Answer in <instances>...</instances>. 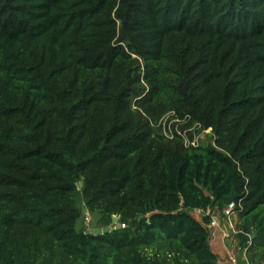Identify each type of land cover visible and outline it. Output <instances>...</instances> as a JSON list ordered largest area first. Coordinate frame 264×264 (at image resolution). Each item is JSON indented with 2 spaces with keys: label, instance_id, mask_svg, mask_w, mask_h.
<instances>
[{
  "label": "trees",
  "instance_id": "trees-1",
  "mask_svg": "<svg viewBox=\"0 0 264 264\" xmlns=\"http://www.w3.org/2000/svg\"><path fill=\"white\" fill-rule=\"evenodd\" d=\"M230 201L263 264L264 0H0V264H218Z\"/></svg>",
  "mask_w": 264,
  "mask_h": 264
},
{
  "label": "crops",
  "instance_id": "crops-1",
  "mask_svg": "<svg viewBox=\"0 0 264 264\" xmlns=\"http://www.w3.org/2000/svg\"><path fill=\"white\" fill-rule=\"evenodd\" d=\"M235 224V220L230 223L220 217L219 225L210 235L209 245L211 250L218 254V264H232L230 256H234L239 264H247L245 250L234 238Z\"/></svg>",
  "mask_w": 264,
  "mask_h": 264
},
{
  "label": "built area",
  "instance_id": "built-area-1",
  "mask_svg": "<svg viewBox=\"0 0 264 264\" xmlns=\"http://www.w3.org/2000/svg\"><path fill=\"white\" fill-rule=\"evenodd\" d=\"M209 132V129H205L202 133H201V135H200V137L202 138V136L205 134V133H208ZM200 138V139H201ZM196 142V144L198 143V141H197V139H195L194 141H192V143H195ZM237 205H238V203H237V201H230L229 203H227L223 208H222V210H221V213H222V217H225V219H227L230 223H232V215L234 214V213H236V211H237V209H236V207H237ZM219 225V223H218V219H217V216L215 215V216H213V218L211 219V221H210V223H209V226L212 228H215V227H217ZM121 226H124V224L123 223H121ZM213 228H212V230H213ZM251 244V239L249 238L248 240H247V246L248 245H250ZM246 248L244 247V250H245ZM230 261H231V263L232 264H239L238 263V261H237V259L234 257V256H230ZM263 264H264V262H263Z\"/></svg>",
  "mask_w": 264,
  "mask_h": 264
},
{
  "label": "water",
  "instance_id": "water-1",
  "mask_svg": "<svg viewBox=\"0 0 264 264\" xmlns=\"http://www.w3.org/2000/svg\"><path fill=\"white\" fill-rule=\"evenodd\" d=\"M82 183H83V180L81 179L80 182L78 183V186H80ZM85 212H86V208H85V206L83 205V206H82V215H84ZM117 220H118V216H115V215H114V216L112 217V223L115 224V223L117 222ZM116 227H118V225H115V226H113V225H108V226H106V227H102V228L92 227V228H88L85 232H86V233H89V234H99V233L106 232V231H108V230H112V229H114V228H116Z\"/></svg>",
  "mask_w": 264,
  "mask_h": 264
},
{
  "label": "rangeland",
  "instance_id": "rangeland-1",
  "mask_svg": "<svg viewBox=\"0 0 264 264\" xmlns=\"http://www.w3.org/2000/svg\"><path fill=\"white\" fill-rule=\"evenodd\" d=\"M206 134H207V133H205V134L202 136V138L206 137V136H207ZM194 215L197 216V212L194 213ZM83 218H85V220H84V221H80V222L78 223V227H80V226H87V228H88V227L90 226V223H91L92 218H91V216L88 215L87 211L85 212ZM234 220H235V223H237V225H238V216H235V219H234ZM89 228H90V227H89ZM234 238H236V239L238 240L239 236H238L237 233L234 234Z\"/></svg>",
  "mask_w": 264,
  "mask_h": 264
}]
</instances>
